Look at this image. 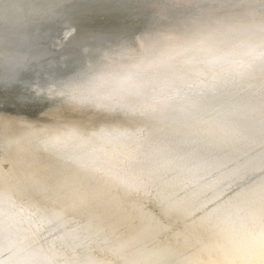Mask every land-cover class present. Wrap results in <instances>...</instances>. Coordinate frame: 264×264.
I'll use <instances>...</instances> for the list:
<instances>
[{
    "label": "bare ground",
    "instance_id": "6f19581e",
    "mask_svg": "<svg viewBox=\"0 0 264 264\" xmlns=\"http://www.w3.org/2000/svg\"><path fill=\"white\" fill-rule=\"evenodd\" d=\"M7 67L0 264H264V0H0Z\"/></svg>",
    "mask_w": 264,
    "mask_h": 264
},
{
    "label": "water",
    "instance_id": "95a60500",
    "mask_svg": "<svg viewBox=\"0 0 264 264\" xmlns=\"http://www.w3.org/2000/svg\"><path fill=\"white\" fill-rule=\"evenodd\" d=\"M132 28H134V26L133 27H130L128 29L131 30ZM75 32H76V27L69 26V27H67V29H64L63 28L60 33L56 34L55 37H51L50 42H48V43L51 44V45H53V46H56V48L65 47L67 45V43H69L71 37L75 34ZM22 58H23V61H26V62L25 63L23 61L20 62L21 65H23V66H29V65H31V61H29V57H28V52L25 54V56L23 55ZM50 60H52L51 57H50ZM27 61H29V62L27 63ZM17 63L19 64L18 61H17ZM17 67H20V64ZM17 69L18 68H13V67L10 68V69H9V67H7V69H3L4 70V73L2 74V72H1L2 75L0 76L1 77V81L10 80V79H11V81H15L16 78L26 77L25 75H27V76L34 75V76H37L38 77V76H41V75L44 74L43 73L44 71L41 68H37V67L33 68L32 72L17 71ZM27 73H29V74H27ZM5 83H7V82L5 81ZM22 90L23 91H25V90L27 91V87H22ZM7 93H11V94L15 93L17 95L16 97H18L17 99L19 100V102H22V103L23 102L26 103V101H25L26 100V97L29 96V94H26L24 92H20V87L19 88L16 87L15 89H12V90L11 89L10 90H7ZM21 94H26V95H23L24 96L23 97ZM19 95H21V96H19ZM44 102H48L47 99H41V103H44Z\"/></svg>",
    "mask_w": 264,
    "mask_h": 264
},
{
    "label": "snow or ice",
    "instance_id": "6c2138e0",
    "mask_svg": "<svg viewBox=\"0 0 264 264\" xmlns=\"http://www.w3.org/2000/svg\"><path fill=\"white\" fill-rule=\"evenodd\" d=\"M13 109L9 107V100L4 95L2 91H0V112L4 111H12Z\"/></svg>",
    "mask_w": 264,
    "mask_h": 264
}]
</instances>
